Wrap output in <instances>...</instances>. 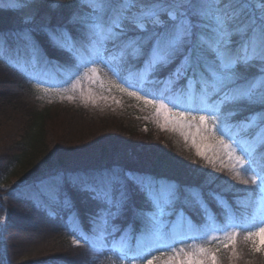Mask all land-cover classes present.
<instances>
[{"label":"snow or ice","instance_id":"6c2138e0","mask_svg":"<svg viewBox=\"0 0 264 264\" xmlns=\"http://www.w3.org/2000/svg\"><path fill=\"white\" fill-rule=\"evenodd\" d=\"M9 9L24 13L23 27L0 32V58L12 54L21 62V71L37 80L56 72L73 91L81 87L80 75L98 74L103 65L119 81L121 92L153 105L162 126L182 132L185 140L195 127L201 139L215 138L234 159V175L252 173L244 185L258 189L257 198L248 196L237 203L253 213L249 222L260 226L247 231L252 253H264V0H7ZM70 3L71 9H61ZM50 53H63L69 65L55 62ZM85 69L81 73V69ZM163 74V75H161ZM49 89H45L47 91ZM90 98V97H89ZM68 100L75 99L69 95ZM244 120H235L246 109ZM210 134V136L208 135ZM196 154L206 159V151L192 136ZM212 163V161H208ZM259 181V183H258ZM212 183L207 175L200 183L181 184L175 180L134 171L127 165L83 169H59L31 186L25 198L36 207H57L68 213L66 225L80 231L93 250H116L134 264L137 256L159 250L167 258L163 264H219V248L203 245L177 247L183 239L216 240L211 232L225 231L221 246L231 249L239 260L235 214L216 192L205 193ZM98 205L91 218V235L71 223L76 216L68 189ZM142 197L150 206L136 205ZM225 211L222 225L208 215L207 199ZM199 211L204 222H192L190 210ZM53 214L54 213H50ZM132 217L125 229L116 223ZM144 223L135 237L128 230L135 221ZM246 226V225H243ZM191 233L192 235H186ZM119 234V239L117 235ZM183 237V239H179ZM135 240L133 245L132 240ZM219 242V241H218ZM79 244L80 241H74ZM156 256L146 264H155Z\"/></svg>","mask_w":264,"mask_h":264},{"label":"trees","instance_id":"16d2710c","mask_svg":"<svg viewBox=\"0 0 264 264\" xmlns=\"http://www.w3.org/2000/svg\"><path fill=\"white\" fill-rule=\"evenodd\" d=\"M71 7L72 5L68 3L61 12L66 13ZM21 27L22 20L15 11L9 9L7 1L0 0V32ZM50 55L56 63L65 67L69 65L66 54ZM41 79L55 83L63 80V77L53 71ZM35 81L37 80L29 79L21 71V62L14 55L6 53L0 58V121L4 123L8 118H15L22 130L17 138L10 139L7 144L2 143L3 146L0 147V178L14 175L17 180L11 187H0V209L5 210L7 215L4 223L0 224L3 223L4 228L8 229L10 215L13 218L14 215L17 216L16 213L9 212L10 203L7 204L8 200L13 199L22 204V209L26 213L32 212L37 218L45 219L52 226L50 231L57 245V252L54 255L42 261H29L23 264H113L119 259L116 250H107L101 254L82 239L80 231L74 232L67 227L69 217L66 211L55 206L36 207L25 198L26 186L35 184L44 176L59 169L99 167L119 161L134 171L150 173L181 184L200 183L210 174L212 183L205 187V193L212 191L223 197L226 206L235 214L237 224L242 225L239 227L242 232L246 233L257 227L259 219L249 222L253 210L243 212L242 206L237 203L246 198L247 188L253 186L242 183L245 179L251 180L252 173L242 172L243 175L238 181L229 168L208 163L176 133L143 119L142 108L134 103L132 98L125 97L124 106L118 105L116 109L108 108L104 112L99 106L81 101L42 99L34 90ZM259 110V108L242 110L235 120H244L250 112ZM110 121H113L112 126L108 123ZM260 151L264 152V148ZM68 192L73 198L76 211L71 223L85 234L91 235L90 221L98 205L70 188ZM145 203L142 197H136V205L149 211L150 206ZM207 205L208 215L219 224L224 209L211 198L207 199ZM189 215L192 222L197 225L204 221L203 215L195 209L190 210ZM132 219L121 217L116 223L123 230ZM134 223L135 227L128 230L131 237L139 233L144 221ZM3 234L11 235L7 234L6 230ZM116 238L119 239V234ZM77 240L80 243L73 244ZM132 243L135 244L134 239ZM246 244L247 240L244 239L242 243L237 242V247L244 251L248 248ZM6 257L0 256V264H6ZM140 259L141 256H137L135 261L139 262Z\"/></svg>","mask_w":264,"mask_h":264},{"label":"rangeland","instance_id":"374dc122","mask_svg":"<svg viewBox=\"0 0 264 264\" xmlns=\"http://www.w3.org/2000/svg\"><path fill=\"white\" fill-rule=\"evenodd\" d=\"M7 1V0H5ZM15 14L22 20L24 13L15 11ZM98 74L93 75L91 72L87 73V77H91L94 82H90L88 78L84 75H80V80L82 84L81 87H77L75 91L71 88L72 81L77 79L76 76L72 77V81H69L67 84H60L59 82L48 83L43 81L41 86L37 87V81L34 82V90L37 92L38 96L45 100H54V101H81L86 104H91L93 106H99L100 110L104 111L109 109H116L118 105H125L126 98H132L134 103H136L140 108H142L143 113L142 117L145 120L152 121L154 125L157 127L169 130L173 133H176L179 138L190 146L192 150L196 153L195 147L192 145L191 140L192 136L195 135L197 144L201 147L202 150L207 148L206 151V161H212V164L229 168L234 172V166L236 169L239 168L238 165L235 164L234 159H229L226 151L222 148L219 142L215 138L201 139L203 130L199 135L196 134L195 127L191 129V133L188 136V140L186 141L184 135L181 133H188L189 130L185 126L184 129L173 130L172 126L169 124L168 126H162L164 124L163 118L161 116H157L153 105L146 104L143 100H140L136 96H130L127 92H121L116 84L119 83L115 77L112 76L111 72L107 70L103 65H97ZM85 69H81V73H84ZM52 73V72H49ZM45 89H49L45 91ZM72 95L75 97L73 100H68L67 97ZM90 97V98H89ZM105 112V111H104ZM110 121L108 122L110 126H112ZM21 129L19 128L18 122L15 118H8L6 122L0 121V147L3 146L2 143L7 144L10 139H14L18 137V134H21ZM210 136V134H208ZM52 137V135H50ZM53 139V138H52ZM55 139V138H54ZM244 174H248L245 173ZM241 175L243 173L241 172ZM240 175V176H241ZM16 180V176L4 177L0 178V187L6 188L11 187ZM248 196H252L253 198H257L259 195L258 189L256 186H252L251 188H247L246 190ZM9 204V212L16 213L14 218L10 215V223L7 228H4V221L6 220V212L3 209H0V256H7L5 259L6 264H23L24 262L31 261H42L57 252V245L54 241V237L50 229L52 226L41 217H38L30 212L28 214L22 209V204L15 202L13 199L11 201L8 200L7 204ZM146 204V203H145ZM150 211V209H149ZM244 212V209H242ZM222 212V211H221ZM13 215V214H12ZM220 225L224 223L225 219V211L221 214ZM91 218V217H90ZM13 219V220H12ZM204 222V221H203ZM202 222V223H203ZM201 223V224H202ZM235 223H237V218L235 217ZM260 226V222L258 221L257 227ZM4 229V230H3ZM6 230L7 234H11L10 236L4 235L3 232ZM233 229H226L225 231H232ZM239 231V236L237 237V242L242 243L245 239V232H242L239 228L236 229ZM225 231L220 232H211L210 235L217 237L216 240L207 241L202 239L190 240L183 239V244H178L177 247L183 246L187 248H194L196 246L203 245L208 247L209 251H214L219 248V252L217 253L219 264H264V253H252L251 251V242L247 241L248 247L244 251L237 247L238 252L240 253L241 258L236 260L231 257V249H224L221 244L225 239ZM242 240V241H241ZM219 241V242H218ZM73 244H75L73 242ZM107 249L102 251H97L103 254ZM119 255V259L114 261L113 264H132L131 261H127L122 259L120 253L116 251ZM156 256L155 264H163V261L167 258L166 256H161L159 250H153L151 252H146L141 256L140 263L134 261V264H146L147 259L151 256Z\"/></svg>","mask_w":264,"mask_h":264}]
</instances>
